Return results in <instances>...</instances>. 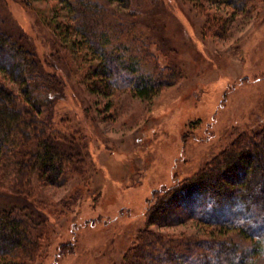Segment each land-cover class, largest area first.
<instances>
[{
  "label": "rangeland",
  "instance_id": "1",
  "mask_svg": "<svg viewBox=\"0 0 264 264\" xmlns=\"http://www.w3.org/2000/svg\"><path fill=\"white\" fill-rule=\"evenodd\" d=\"M31 1L0 0V20L15 35H27L43 72L56 83L55 127L68 143L74 137L84 162L58 186L34 176L25 196L4 190L7 183L0 181L2 200L31 219L40 235L33 236L38 251L0 257V264H122L145 244L141 233L147 230L158 249L182 245L186 253L188 246L199 253L216 226L163 209L152 220L147 208L193 171L196 159L203 165L228 147L235 131L264 124V0H152L143 27L161 45H150L151 53L161 68H178L182 77L150 100L129 87L116 89L111 99L93 92L87 51L56 35V21H74L64 13L54 17L56 1ZM199 120L212 121L213 136L197 141L189 133L184 139ZM87 194H97L95 202ZM227 237L240 252L251 246L232 230L221 235ZM249 261L264 264V253Z\"/></svg>",
  "mask_w": 264,
  "mask_h": 264
},
{
  "label": "trees",
  "instance_id": "2",
  "mask_svg": "<svg viewBox=\"0 0 264 264\" xmlns=\"http://www.w3.org/2000/svg\"><path fill=\"white\" fill-rule=\"evenodd\" d=\"M53 1L58 3L57 20L64 13L74 21H56V35L85 49L92 61L88 86L93 92L111 99L116 89L129 87L136 97L150 100L181 79L180 69L161 68L151 53L150 45H161L143 27L154 9L152 0ZM227 1L237 4L243 0ZM5 27L0 20V181L7 183L4 190L25 196L34 176L39 183L58 186L84 158L72 146L74 137L69 145L55 127L52 105L61 95L56 83L43 72L32 44L24 39L27 35L22 30L15 35ZM212 125V121L203 124L199 120L183 138L188 139L190 133L197 141L209 140ZM235 133L228 147L203 165L197 166L196 159L193 171L177 178L164 190L163 198H156L154 206L147 208L152 220L163 209L177 219L192 216L216 226L211 239L199 243V253H192V246L186 253L182 245L158 249L150 240L152 231L147 230L141 233L145 244L129 251L122 264H255L249 259L264 253V124ZM3 193L0 191V257L20 251L33 254L40 248L33 237L40 236L39 229L31 219L20 217L15 205H7ZM97 194L102 197L101 190ZM97 194H87L85 199L94 201ZM238 218L245 221L239 224ZM225 230L234 231L251 246L240 252L241 246L232 238H221Z\"/></svg>",
  "mask_w": 264,
  "mask_h": 264
}]
</instances>
